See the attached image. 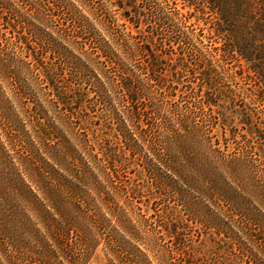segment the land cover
Returning a JSON list of instances; mask_svg holds the SVG:
<instances>
[{
  "label": "trees",
  "instance_id": "obj_1",
  "mask_svg": "<svg viewBox=\"0 0 264 264\" xmlns=\"http://www.w3.org/2000/svg\"><path fill=\"white\" fill-rule=\"evenodd\" d=\"M182 3L0 0V264H264V0Z\"/></svg>",
  "mask_w": 264,
  "mask_h": 264
},
{
  "label": "rangeland",
  "instance_id": "obj_2",
  "mask_svg": "<svg viewBox=\"0 0 264 264\" xmlns=\"http://www.w3.org/2000/svg\"><path fill=\"white\" fill-rule=\"evenodd\" d=\"M141 2V0H140ZM183 0H178V4H177V7L179 9H181L182 11H185L182 6H183ZM144 3H140L139 5L143 6ZM172 6H175L174 4ZM173 8V7H172ZM149 10V9H147ZM153 12V9L152 10H149V14ZM206 17L205 20H207V24H204L202 20H199L197 22H199V24L201 26H204L205 27V31H207V26H210V21H213L214 20V16L211 15L210 13L208 14H205L204 15ZM192 18V21L191 22H194V17H191ZM153 20V19H151ZM209 20V21H208ZM195 21V23H197ZM148 25V24H146ZM196 25V24H195ZM165 34L166 33H171V29L170 28H167L165 27ZM241 62H238L236 60H230V62L226 63L225 64V68H227V71L229 72H234L235 70H237L238 73L240 72H243L244 71V68L239 64ZM188 78H185V80H187ZM191 80H194L195 82L198 81V78L195 77V78H191ZM193 81V82H194ZM246 82H249V80H244L243 78H236L235 80H232L230 77H227V72L225 70V89H227L228 87H230L231 89H233L232 92L228 93L229 94V97H226L228 98V104L226 105L225 107V115L226 116H230L232 115L233 113L231 112H262L260 111V109L258 108V106L256 104H250L245 95H242L241 92H238L237 90H235V88L237 86H242V87H246L247 88V94H251L252 91L250 90V88L252 89L251 85L250 84H247ZM195 84V83H194ZM183 89V87H182ZM255 92V90L253 91ZM185 101H180V102H176V100H173V104L176 106L178 104H183ZM236 108V109H235ZM237 110V111H235ZM18 112H14V114H17ZM79 114V116H82V117H85V112H77ZM210 114V112L208 113ZM49 119L53 120V113L52 112H48V115H47ZM98 116L102 117V119L105 117L103 116V114H100V112H92L91 113V117L94 118V119H98ZM208 123L209 122H205V125L208 126ZM237 123V122H236ZM6 144V142H5ZM6 149H8V153L9 155L7 156L8 160H15L13 158V151L12 150H9V146L6 147ZM128 175H132L130 173H128ZM23 205L24 203L23 202H20V203H16V207L17 209H14V210H22L23 208ZM161 206V205H160ZM103 246L102 244L99 245L97 247V250L95 252V254L92 256V258L90 259V261L88 262V264H103L105 262V258H104V252H103Z\"/></svg>",
  "mask_w": 264,
  "mask_h": 264
}]
</instances>
